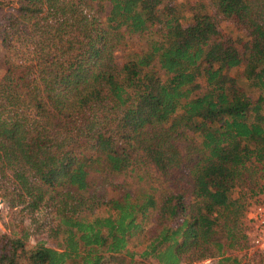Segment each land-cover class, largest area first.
<instances>
[{
	"label": "trees",
	"instance_id": "16d2710c",
	"mask_svg": "<svg viewBox=\"0 0 264 264\" xmlns=\"http://www.w3.org/2000/svg\"><path fill=\"white\" fill-rule=\"evenodd\" d=\"M0 45V187L51 201L63 234L3 236L0 264H181L245 239L244 200L264 192V0H0ZM150 169L160 186L140 184Z\"/></svg>",
	"mask_w": 264,
	"mask_h": 264
},
{
	"label": "rangeland",
	"instance_id": "374dc122",
	"mask_svg": "<svg viewBox=\"0 0 264 264\" xmlns=\"http://www.w3.org/2000/svg\"><path fill=\"white\" fill-rule=\"evenodd\" d=\"M185 2V5H191L195 0H181ZM109 5L105 4L103 15L108 12ZM221 29L223 33H238L242 29L236 23L230 20H224L221 23ZM241 29V30H240ZM137 36L130 38L133 44H136ZM24 47L19 44L16 45V55L13 59L17 61L24 60L27 63H34V53L25 52ZM31 47V46H30ZM32 48V47H31ZM5 50L0 45V54L4 55ZM7 53V52H6ZM123 50L118 49L115 51V56L120 57L123 55ZM238 69V70H236ZM239 68L231 69L228 74H236ZM3 73V69H0V76ZM242 83V82H241ZM244 87L245 84L243 83ZM254 94L253 97H256ZM146 168V166L144 167ZM140 175H142L140 173ZM134 176V175H131ZM162 177L159 173L151 170L143 175L140 184L147 185L153 183L157 186L162 184ZM133 183V178H126ZM135 185V184H134ZM136 186V185H135ZM15 185L9 182H5L0 187V238L7 237H21L24 240L25 247L30 249L37 243H43L49 247H60L62 243V228L59 226L55 206L50 201L49 203L43 202L35 208H31L27 205V198L21 200L18 191L14 188ZM137 187V186H136ZM98 193L110 196L112 193L107 192L106 189H99ZM264 192L255 191L249 195L245 200V210L260 198ZM236 195L238 192L236 191ZM20 201V202H19ZM244 211V214L245 212ZM244 214L241 217L239 230L245 236L244 231ZM0 241V248H1ZM138 258V257H136ZM18 264H23L19 262ZM138 264H159L154 258L148 257L141 259ZM181 264H264V246L263 248L252 247L247 242L246 238L237 244V248L224 252L223 255H216L214 257L205 258L197 261L185 260Z\"/></svg>",
	"mask_w": 264,
	"mask_h": 264
},
{
	"label": "built area",
	"instance_id": "2783aa9c",
	"mask_svg": "<svg viewBox=\"0 0 264 264\" xmlns=\"http://www.w3.org/2000/svg\"><path fill=\"white\" fill-rule=\"evenodd\" d=\"M244 231L247 242L252 247L264 246V195L253 202L244 214Z\"/></svg>",
	"mask_w": 264,
	"mask_h": 264
}]
</instances>
